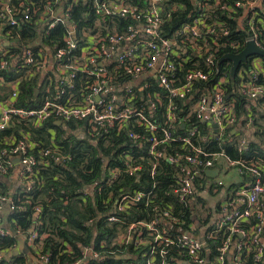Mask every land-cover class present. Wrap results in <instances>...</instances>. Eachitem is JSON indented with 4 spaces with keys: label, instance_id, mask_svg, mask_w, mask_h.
<instances>
[{
    "label": "built area",
    "instance_id": "built-area-1",
    "mask_svg": "<svg viewBox=\"0 0 264 264\" xmlns=\"http://www.w3.org/2000/svg\"><path fill=\"white\" fill-rule=\"evenodd\" d=\"M77 1L50 0L44 6H33L26 0H0V22L7 23L6 32L0 24V69L33 77L47 73L49 66L53 65L59 73L56 93L46 95L40 106L34 108L17 105L19 80L8 82L12 92L0 100V132L18 118L34 126H40L49 119L65 123L88 120L87 129L91 135H105L112 131L125 133L132 142V148L122 153V165L107 166L102 179L84 186L82 193L85 197L98 191L106 192L104 203L110 210L106 218L111 223L122 222L125 213L133 206L144 203L146 211L152 207L154 214L149 218L127 223L125 230L115 238L119 248L128 245L150 247L143 264H157L158 259L160 264H249L250 258L246 260L245 257L253 249V262L264 264V160L252 161L249 166L246 164L248 161H235L224 150L206 152L192 141L199 132L198 128H190L175 136L169 127L160 125L155 118L157 103L167 97L170 122L177 118L173 111L176 108L174 99H185L191 102L190 111L194 116L205 121L206 114L209 115L216 135L222 136L227 128L236 125L234 100H230L225 88L226 82L232 79L230 74L221 75L214 88L207 92L198 82L206 81L210 76L208 72L196 68L181 77L178 69L203 55L207 65L212 66L216 63L215 54L219 49L228 48L230 51L225 53H239L248 41L264 50V0H194L191 20L178 30L173 39L160 35L164 23L160 4L164 0H148L150 5L146 7L123 0H84L97 15H117L130 22L122 31L92 36L79 54L66 59L67 53L79 47L77 25L70 18L71 8ZM213 7H219L235 19L237 26L246 33L244 44L227 37L230 30L225 21L210 13ZM38 13H42L40 23L46 31L59 22L67 25L66 47L57 49L54 55L47 47H37L34 42L23 44L19 40L21 35L13 32V28L30 21L32 15ZM51 58H54L53 62ZM249 61L248 79L244 77L243 67L236 72L241 78L238 90L264 110V56L253 55ZM80 73L87 81L78 86ZM4 81L5 78L0 76V82ZM154 86L162 87L166 94L153 90ZM214 123L218 131L213 127ZM247 127H250V122ZM20 136L12 140L10 150H0V176L6 183V188L0 185V260L19 249L20 236L29 248V252L20 253L27 254L26 264L48 263L50 254L41 251L40 242L37 244L38 233L33 229L34 225L26 235L13 218L16 211H25L30 202L27 194L38 183L36 166L40 161L33 152L35 142L30 134L22 129ZM172 141H181L188 151H169ZM147 142L145 150L156 161L151 172L153 177L157 161L162 157L176 165L174 193L184 206L194 209L192 212L196 216L189 229L198 230L197 234L185 230L181 218L173 214V206L169 209L163 203H152L151 198L157 196L154 192L156 183L149 190H122L114 194L111 189L123 172L134 176L142 170V164L133 154V146L139 144L142 147ZM247 144L246 139H242L240 149L247 150ZM54 148H46L43 154L51 155L56 161H65L62 151ZM220 163L224 169L237 164L240 172L249 170L253 179L243 184L235 198L217 204L213 211L207 212L204 202L197 199L198 194L202 199L205 194V191H199L198 184L205 189L213 187L216 193L224 182L213 178L207 184L203 180L197 183V178H203L202 168L213 169ZM196 207L204 212L202 216L195 212ZM41 210L39 206L34 208V220L38 219ZM208 214L211 216L206 221ZM254 217L257 218L255 222L252 220ZM93 221L90 219L89 224ZM10 237L17 238L19 243L4 248L1 240ZM218 237L222 241L216 244L212 255L207 240ZM123 256L117 254L118 258ZM101 257L104 254L95 244L83 245L78 259L65 264H94ZM129 264L138 263L132 261Z\"/></svg>",
    "mask_w": 264,
    "mask_h": 264
},
{
    "label": "trees",
    "instance_id": "trees-1",
    "mask_svg": "<svg viewBox=\"0 0 264 264\" xmlns=\"http://www.w3.org/2000/svg\"><path fill=\"white\" fill-rule=\"evenodd\" d=\"M26 1H30L33 6L37 4L44 6L50 0ZM123 1L140 7L150 5L148 0ZM160 7L164 19V23L160 28V35L169 39H173L178 30L191 20L192 13L195 10L194 0H164ZM210 13L226 22L230 30V34L227 36L229 39L240 40L244 44L246 33L237 26L234 18L228 16L219 7H213ZM41 14H33L30 21L21 22L18 27L13 28V32L21 35L19 40L23 44L34 42L37 47H47L54 55L57 49L66 47L67 25L64 22H59L46 31L40 23ZM70 18L77 25L79 47L67 53L66 59L79 54L92 36L96 34L105 36L116 32V30L122 31L130 22L129 19L117 15H97L90 4H86L84 0H78L73 5ZM0 24L3 27V32H6L7 23L1 21ZM241 49L242 47L239 50ZM228 50V48L219 49L215 54L216 63L212 66L207 65L205 55L197 56L192 62L179 67L178 73L181 77H184L186 72L196 68L208 72L210 74L209 78L206 81H200L201 83L198 82L208 92L214 88L221 75L224 73L230 74L231 63L229 60L218 63L219 58ZM1 60L2 56H0V62ZM53 61L54 58H51V62ZM241 67L245 70V79H248L250 77V61L242 64ZM12 69L15 71L14 68ZM56 69L55 66L52 71L48 72L49 76L53 78V83L48 89L46 88L49 84V76L47 79H42L41 75L32 77L28 74L25 75L23 72L17 73L0 69V76L5 78L4 82H0V100L3 101L11 95L12 88L8 82L16 79L19 80V95L15 103L25 108L39 107L46 95L56 93L47 92L49 89L55 91ZM240 80L239 75H236L234 79H230L225 84L226 94L230 100H234L237 123L234 125L235 127L227 128L222 136H218L213 132L209 120L204 121L194 116L190 111L191 102L185 99H174L176 108L173 111L177 114L175 121L170 122L167 118L169 105V98L167 97L157 103L155 118L160 125L169 127L175 136H180L190 128H198L199 132L192 141L200 145L206 152L224 150L235 161H248L246 164L249 166L252 161L264 160V110L254 100L239 92L238 84ZM86 81L85 75L80 73L77 78V85L79 86L80 83ZM152 89L159 90L163 95L166 94L162 87L154 86ZM77 90L78 88L74 91ZM141 101L139 99V102ZM249 122L250 127H247ZM66 124L70 128V132L66 131V126L58 125L56 119H49L40 126H34L31 123L27 125L24 121L14 118L12 125L0 132V150H10L13 145L12 140L21 137L20 130L23 129L28 132L31 140L35 142L33 152L40 160L36 166L38 183L27 194L30 202L27 204L25 211H16L13 218L20 225L23 234L28 235L30 228L34 225L33 229L38 233L37 244L40 242L41 251L50 254V262L40 264H65L66 261L78 259L83 245L92 244H95L96 248L102 250L104 254V257L98 259L94 264H129L132 261L143 264L147 259L150 247L136 248L128 245L119 248V245L115 243V238L125 230L127 223L132 220L152 216L154 214L151 210L152 207L146 211L147 207L144 203L133 206L125 213L122 222L111 223L106 218L110 210L105 207L104 199L107 195L104 190L85 197L82 196L84 186L101 180L107 166L122 165V153L124 150L132 148V142L125 133L117 134L116 131L105 135H91L87 129L89 126L88 120L68 121ZM247 128H252V132L249 138L245 137L248 143L247 150L242 151L240 143L244 139L242 137ZM234 129L237 132L233 133ZM79 131L80 133H78ZM146 144L148 142L144 143L142 147L139 144L133 146V154L139 159L137 162L142 164V170L134 176H129V174L123 172L112 184L111 189L114 194H118L122 190H149L156 183L154 192L157 193V196L151 198L152 203H163L169 209L173 206L175 211L173 214L181 218V223L187 230L194 223L196 215L192 212L194 209L190 206H184L174 193L177 175L176 165L162 157L157 161L156 172L153 177L151 172L156 161H154L152 155L146 152ZM49 147L59 148L66 156L65 161H56L51 155H44L43 151ZM168 150L184 152L188 151V148H185L181 141H172L168 146ZM7 155H4V157ZM205 171V168L201 169L203 178L198 177L197 183L203 180L207 184L213 179ZM242 174L243 176H249V180L253 179V177H250V175L252 176L251 172L247 169H244ZM244 182L245 179L241 184ZM0 185L6 188V183L1 176ZM198 188L200 192L210 190L215 193L213 187L205 189L198 184ZM197 199L204 202L199 194ZM36 206L41 207L42 210L38 219L34 220L33 210ZM195 212L201 216L204 214L197 207ZM210 216L211 214H208L206 221H209ZM90 219L94 220L93 224H89ZM252 220L255 222L257 218L254 217ZM189 230L194 234L198 233V230ZM221 241V237L207 240L212 255L215 254L216 244H220ZM17 243H19L18 239L12 237L1 240V245L4 248ZM102 243L104 246H102ZM70 246L71 249H69ZM206 251L205 249V253ZM117 254L124 256L118 258ZM253 255L254 250L252 249L245 257L246 260L250 258L249 264H263L253 262L251 258ZM26 262L27 254H20L11 259L5 257L0 260V264H26ZM157 264H160L159 259Z\"/></svg>",
    "mask_w": 264,
    "mask_h": 264
},
{
    "label": "crops",
    "instance_id": "crops-1",
    "mask_svg": "<svg viewBox=\"0 0 264 264\" xmlns=\"http://www.w3.org/2000/svg\"><path fill=\"white\" fill-rule=\"evenodd\" d=\"M52 69H53V65L49 66V71H52ZM48 72L43 73L41 75V78L47 79L49 76ZM58 74H59L58 71H55V80L57 79ZM48 83L49 84L47 85L48 87L46 89H48L51 86V84L53 83L52 76H49ZM57 89H58V85L56 84L55 91ZM55 91H52V92H55ZM206 120H209V115H207V114H206ZM65 126H66V131L70 132L71 130L67 126V124ZM232 132L235 133L237 131L234 129ZM251 132H252V128H247L245 131V134L242 138H245V137L249 138V135L251 136ZM78 133H80V131ZM221 161H223V160H221ZM215 168H220L222 170V171L220 170L218 175L213 177V178H214V180H216V179L220 180L221 179L224 182L222 188L219 189L218 192H216V193H222V200L220 202H217V203L223 204V203H226V202H228L231 199L236 197L237 191H239L240 188L244 187V185H243L244 183H248V181H249L248 177L249 176H243V174H242V172H240L239 166L237 164L232 165V166L224 169V166L220 163L216 167H214L213 169H215ZM250 177H252V176L250 175ZM244 179H245V182L243 184H241ZM215 207H216V205H215Z\"/></svg>",
    "mask_w": 264,
    "mask_h": 264
},
{
    "label": "water",
    "instance_id": "water-1",
    "mask_svg": "<svg viewBox=\"0 0 264 264\" xmlns=\"http://www.w3.org/2000/svg\"><path fill=\"white\" fill-rule=\"evenodd\" d=\"M253 55L264 56V50L257 47L253 41H248L247 45L242 51H240L239 53H225L219 58L218 63H221L224 60H230L232 62L230 75H231V78L234 79L236 72L241 67L242 63H246L248 59L250 58V56H253ZM56 122L59 125H63V126L66 125V123L61 120H58ZM213 127L215 128V131L219 130L216 123L213 124ZM205 172L208 176L215 177L220 172V168L206 169ZM13 232L15 233L14 230ZM18 238L20 241L19 249L16 250L14 253L9 254L7 256V259L13 257L14 255H19L21 252H29V248L26 245L24 238L20 236H18Z\"/></svg>",
    "mask_w": 264,
    "mask_h": 264
},
{
    "label": "rangeland",
    "instance_id": "rangeland-1",
    "mask_svg": "<svg viewBox=\"0 0 264 264\" xmlns=\"http://www.w3.org/2000/svg\"><path fill=\"white\" fill-rule=\"evenodd\" d=\"M5 181V178H3ZM222 200V193H213L210 190L205 191L203 201L205 202V211H213L217 202Z\"/></svg>",
    "mask_w": 264,
    "mask_h": 264
}]
</instances>
